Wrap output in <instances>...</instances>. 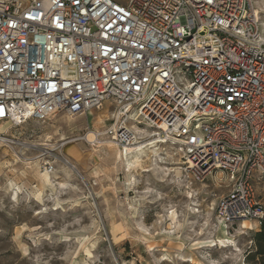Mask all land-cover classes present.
Masks as SVG:
<instances>
[{
    "label": "built area",
    "instance_id": "built-area-1",
    "mask_svg": "<svg viewBox=\"0 0 264 264\" xmlns=\"http://www.w3.org/2000/svg\"><path fill=\"white\" fill-rule=\"evenodd\" d=\"M106 103L114 120L93 141L126 154L153 129L198 179L226 174L220 223L262 224L253 181L264 173V33L254 0H0V122Z\"/></svg>",
    "mask_w": 264,
    "mask_h": 264
},
{
    "label": "rangeland",
    "instance_id": "rangeland-1",
    "mask_svg": "<svg viewBox=\"0 0 264 264\" xmlns=\"http://www.w3.org/2000/svg\"><path fill=\"white\" fill-rule=\"evenodd\" d=\"M254 5L264 33V0ZM114 117L106 103L84 115L0 122V264H256L247 256L257 222L218 221L226 174L198 179L184 169L185 153L149 128L142 144L158 140V149L131 168L136 152L92 139ZM253 185L264 204V173Z\"/></svg>",
    "mask_w": 264,
    "mask_h": 264
},
{
    "label": "bare ground",
    "instance_id": "bare-ground-1",
    "mask_svg": "<svg viewBox=\"0 0 264 264\" xmlns=\"http://www.w3.org/2000/svg\"><path fill=\"white\" fill-rule=\"evenodd\" d=\"M133 120H136V118H134V116H132L131 117ZM92 134V133H91ZM159 141H161V142H163V140H160L159 139ZM108 142V141H107ZM155 142H158V140H156V141H152V142H148V143H145V144H138L137 146H134V147H130L129 148V150H127L126 151V153H127V155H129V154H133V153H137L136 154V159L133 161V162H131L130 163V167L132 168L133 166H135L136 164L135 163H139L140 161H142L141 160V155H143L144 154V152L146 151V150H150V151H152L153 153H156V151H157V147H156V144H155ZM70 149H71V151L73 152V153H75L76 154V156H77V159L79 158V157H81V153L77 150V147L75 146V145H71L70 146ZM74 157H75V155H74ZM81 159V158H80ZM79 159V160H80ZM140 164V163H139ZM72 168H74V166H71ZM138 167V166H137ZM147 171V170H146ZM182 174V172H180V171H178V175H181Z\"/></svg>",
    "mask_w": 264,
    "mask_h": 264
},
{
    "label": "trees",
    "instance_id": "trees-1",
    "mask_svg": "<svg viewBox=\"0 0 264 264\" xmlns=\"http://www.w3.org/2000/svg\"><path fill=\"white\" fill-rule=\"evenodd\" d=\"M253 240L255 250L247 256L248 261L252 260L256 264H264V220L259 230L255 232Z\"/></svg>",
    "mask_w": 264,
    "mask_h": 264
},
{
    "label": "crops",
    "instance_id": "crops-1",
    "mask_svg": "<svg viewBox=\"0 0 264 264\" xmlns=\"http://www.w3.org/2000/svg\"><path fill=\"white\" fill-rule=\"evenodd\" d=\"M257 227H258V229H257V230H259V228H260V225H258V224H257Z\"/></svg>",
    "mask_w": 264,
    "mask_h": 264
}]
</instances>
